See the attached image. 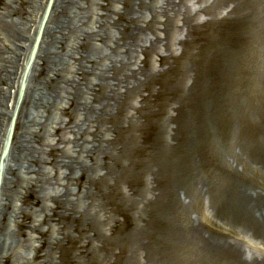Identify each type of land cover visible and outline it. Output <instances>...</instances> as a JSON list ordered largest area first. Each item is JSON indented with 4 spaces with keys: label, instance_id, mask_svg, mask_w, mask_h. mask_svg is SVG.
Returning <instances> with one entry per match:
<instances>
[{
    "label": "bare ground",
    "instance_id": "1",
    "mask_svg": "<svg viewBox=\"0 0 264 264\" xmlns=\"http://www.w3.org/2000/svg\"><path fill=\"white\" fill-rule=\"evenodd\" d=\"M48 1L0 0V157ZM201 13L208 17L200 20ZM205 25L238 30L246 52L245 84L232 94L239 113L260 110L264 0H52L2 164L0 264H120L122 258L135 264L139 252L143 264L154 263L141 233L152 203L165 205L172 197L170 214H176L195 208L203 192L211 198L208 182L196 179L191 187L182 181L184 198L164 182L169 166L187 172V160L168 158L182 145L178 130L186 124L178 113L167 115L156 142L167 159L148 169L139 187L130 183V195H122L136 209L138 222L114 251L111 239L119 221L104 187H118L133 165L143 109L160 96L164 83L153 90V82L174 70L179 72L170 79L175 92L198 82L196 62L175 65L174 49L179 45L187 52ZM171 110L180 112L178 106ZM249 125L243 121L229 145V228H223L229 239L204 230L213 224L214 210L210 216L188 212L183 228L175 229L178 242L193 252L192 264H264V126Z\"/></svg>",
    "mask_w": 264,
    "mask_h": 264
},
{
    "label": "rangeland",
    "instance_id": "2",
    "mask_svg": "<svg viewBox=\"0 0 264 264\" xmlns=\"http://www.w3.org/2000/svg\"><path fill=\"white\" fill-rule=\"evenodd\" d=\"M204 4L202 3V5ZM225 9L221 10L222 15ZM206 17L208 15L204 13L199 16L200 20ZM202 29L196 43L187 47V52L182 53V48L179 45H176L174 49L178 56L174 62L175 65L187 66L191 64V61L195 65L196 62L198 82L189 91L175 92L172 86L173 81H170L171 78H175L179 74L175 70V72L172 71L161 77L158 82H153L151 85L153 90L160 88L161 83L159 84V82L164 83L160 96L143 109L146 116L141 118L143 126L138 132L140 137L134 147L135 150L132 151L133 165L131 164L129 170L122 175L118 187L116 185H112L110 188L104 187L109 203L114 204L117 209L115 217L119 224L116 226L111 243L114 251L118 252L119 247L116 242L122 241V236L126 235L130 228L138 222L136 209L123 200L122 195H130V183L135 185L138 183L139 187V183L146 180V171L150 168L151 170L156 169L155 165L160 159H167L168 155L165 157L158 152L157 137H159L160 126L162 123L164 124L163 121L167 115L178 113L184 125L186 124L182 128L181 123L180 130H178L182 145L180 143V146L168 158L172 157L171 160L175 159L179 162L187 160V172L181 174V169L169 166L163 171L164 182L167 181L170 188L178 187L181 198H184L182 181L188 180L187 184L191 187L196 179L208 182L212 187L211 198L204 192L200 196L197 194L195 208L191 207L188 211L176 214H170V205L175 203L172 197L165 205L157 201L152 203L147 213H144L146 225L141 232L144 240L150 246V257L155 259L154 263L148 261V264H192L191 261H194L193 252L190 247L180 244L175 234L177 233L175 229L183 228L188 212L195 216V211H204L206 215L210 216L211 210H214L213 224L206 225L204 230L214 236H227L229 239V233L223 231L224 226L229 228V206L225 203V198H229L226 185L229 178V145L233 134L239 128L238 126H243V121L244 124H250V127L252 123L264 126V106L260 110L252 107L247 110L246 114L239 113L236 96L232 94V90L239 92V88H243L245 84L242 70L245 65L246 52L244 41H239L238 30L235 27H229V25L214 28L212 25H205ZM177 35L183 37L185 32ZM258 42V38H256L254 49L257 53L262 51ZM199 47L200 52L195 54ZM254 49L251 50V53L254 52ZM192 53L194 54L193 60L190 59ZM141 59H144L143 55H141ZM141 64L143 65V62ZM155 64L156 67H160L157 61ZM190 81L191 79L188 80V82ZM144 93L147 92L144 91ZM66 106H68L67 103ZM172 106H178L180 112L171 110ZM235 111L236 116L234 115ZM58 114H61V110ZM65 118L68 120L67 116ZM176 123L171 122L170 125L175 126ZM262 135L259 134V136ZM193 145L194 147H191ZM197 147L200 148L198 151L195 150ZM126 161L127 158H124V162ZM180 174L181 180L178 177ZM82 179H85L84 175ZM161 185L162 183L157 184L159 188ZM71 232L73 236L77 235L75 231ZM37 243L39 244V242ZM71 244V241L66 242L68 246L66 250H69V255L73 248L70 247ZM104 252L105 249H102V254ZM137 255L138 259L135 264H143L142 254L139 252ZM127 262L122 258L120 264H127Z\"/></svg>",
    "mask_w": 264,
    "mask_h": 264
},
{
    "label": "water",
    "instance_id": "3",
    "mask_svg": "<svg viewBox=\"0 0 264 264\" xmlns=\"http://www.w3.org/2000/svg\"><path fill=\"white\" fill-rule=\"evenodd\" d=\"M51 3V1H50ZM50 3H49V6H50ZM49 6L45 12V15H44V18H43V21L41 23V28L44 24V21H45V18L48 14V11H49ZM41 28H40V32L38 34V37L34 43V46H33V49H32V52H31V55H30V58H29V61H28V65L26 67V70H25V75H24V79H23V83H22V87H21V91L23 89V86L25 84V80H26V77H27V73H28V70H29V66L33 60V57H34V54H35V50L37 48V45H38V41H39V37H40V33H41ZM14 125H15V115L13 116L12 120H11V124H10V128H9V132H8V136H7V140H6V144H5V147H4V150H3V153H2V156H1V161H0V175H1V172H2V164H3V161L6 157V154L8 152V148H9V145H10V142H11V137H12V133H13V130H14Z\"/></svg>",
    "mask_w": 264,
    "mask_h": 264
}]
</instances>
